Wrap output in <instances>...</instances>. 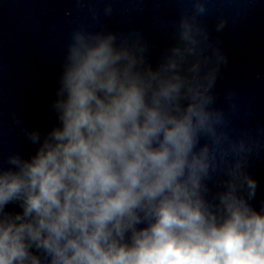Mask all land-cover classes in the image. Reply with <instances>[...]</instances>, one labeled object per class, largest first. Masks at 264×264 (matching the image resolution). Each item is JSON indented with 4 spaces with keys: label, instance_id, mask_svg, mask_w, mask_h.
<instances>
[{
    "label": "clouds",
    "instance_id": "1",
    "mask_svg": "<svg viewBox=\"0 0 264 264\" xmlns=\"http://www.w3.org/2000/svg\"><path fill=\"white\" fill-rule=\"evenodd\" d=\"M190 2L193 20L206 13L207 0ZM177 33L195 45L202 30L185 14ZM215 54L203 77L200 60L182 76L179 46L153 67L138 33L74 29L56 123L25 128L35 151L0 164V264H264V201L251 203L247 170L258 145L215 107L227 63Z\"/></svg>",
    "mask_w": 264,
    "mask_h": 264
}]
</instances>
